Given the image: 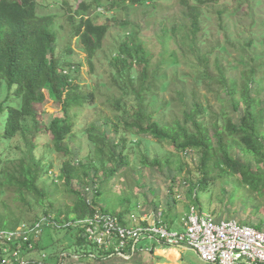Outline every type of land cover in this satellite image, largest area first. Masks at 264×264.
I'll use <instances>...</instances> for the list:
<instances>
[{
	"label": "trees",
	"instance_id": "obj_1",
	"mask_svg": "<svg viewBox=\"0 0 264 264\" xmlns=\"http://www.w3.org/2000/svg\"><path fill=\"white\" fill-rule=\"evenodd\" d=\"M149 2L150 0H108L103 5L100 0H95L94 3L81 0L77 8L70 11L72 13L68 17L73 25L74 34L79 38L82 49L87 54L88 61L91 63L92 58L101 48L102 41L111 26L109 19L102 24L95 23L88 16L91 7L99 6L110 10ZM179 2L181 16L170 29L163 30L165 34L170 31V36L178 45L179 55L176 51L171 52L167 61L163 55V47L159 51L150 50L144 39L136 40L127 35L119 43L116 54L110 59V84L120 92V96L109 101L113 109L120 114L115 116V121L105 117L104 128L99 133L94 132L97 128L95 122L89 123L83 132L94 147L95 154L111 155V165L103 168L104 179L100 178V171L94 170L89 185L84 186V191L80 192L72 188L77 173L74 164L76 153L73 150L71 152L67 142L74 136L72 111L75 108L80 111L85 105H91L94 93L85 91L83 86L75 81L73 72L78 70V66L74 67L56 56L58 31L54 16L39 14L38 0H0V203H3L1 197L8 191H14L15 200L23 204L28 195L35 196L43 208V215L49 219L48 225H43L40 231L43 233L44 228L56 232L65 230L66 233L75 231L77 237L75 245L79 247L90 245L91 250L87 251V249L85 255L91 260L101 256L104 259L112 257H109V252L103 248L89 243L83 224L78 223L77 226L73 224L78 221L77 219L83 220L97 210V204L101 202L103 196V190H100L97 182L100 179L106 182L116 174L120 166L127 165L124 155L115 153L113 148L115 145H121L120 151H123L128 142V135L137 134L147 139L151 138L159 144L169 143L176 153L200 154L199 176L197 178L188 176L184 181L188 184V194H195V201L197 193L207 188L210 181L214 182L216 178L225 177L229 173L237 176L239 186L251 187L258 192L264 189V130L262 129L264 114L260 98V93L264 90L262 83L264 79L259 77V68L264 66V56L260 57L259 62L256 59L259 56L251 58L248 63L240 60L243 69H239L234 75H228L230 71L223 53L227 52L229 44L234 42L228 34H225L226 43L217 41L214 45L215 70L214 72L209 70V57L213 52L204 46L207 30L202 26V22L208 19V13L200 6L203 1L197 0L191 3L190 0H179ZM217 14V18L222 23L227 12L225 9H219ZM262 25L264 26V21ZM220 28L225 32L228 30L223 24ZM251 44L252 42L248 41L244 47H249ZM262 45L264 46V42ZM70 52L68 47L66 53ZM190 55L194 57V64L197 67L194 84L204 83L210 86L217 82L225 94L224 97L218 98L223 106L220 109L222 112L218 114V118L212 120L211 124L204 121V116L211 110L210 107H205L195 97L196 92H192L191 101L188 102L185 89L176 90L178 97L175 100L181 101V118L174 117L172 120H167L163 115L160 117L155 115L152 109V101L156 98L157 89L164 87L167 82L165 75L161 74V68L165 65H177L181 59L191 64ZM47 91L51 92L54 100L60 104L64 118H53L45 125L38 107L45 100ZM3 92L4 96H2ZM170 107L169 102L164 101L160 106V112H167ZM225 108L231 109L238 118L237 122L235 116L233 118L225 112L227 111ZM48 131L52 135L53 150L71 157L63 165L62 179L63 186L68 187L67 190L76 198L64 216H61V212L51 214L53 197L38 185V181L45 173L40 170L41 161H36L34 158L37 147L34 139L37 135ZM118 134L121 138L118 137L116 140ZM17 135H20L24 141V149L20 150L19 159L5 157L6 150L11 148L9 141ZM112 141H115L113 147ZM108 142L111 145H108ZM248 155L255 160V170L251 169L250 161H242ZM141 162L147 166L162 164L160 158L148 160L145 157ZM166 164L170 167L172 162L167 160ZM177 167L181 170L178 162ZM87 174L86 170L84 176ZM173 181L175 182V178ZM100 210L117 215L121 221L126 222L119 212L112 213L104 207ZM71 213L74 214L73 217ZM38 221L39 218L32 220L30 226L33 227ZM167 222L171 224L169 218ZM18 224L17 218L9 221L4 216H0V230H15ZM63 224H66L63 228L58 226ZM254 227L264 230L259 225ZM27 235L31 236L32 233L29 232ZM21 240L22 236L17 240L18 243H21ZM37 240L33 242L32 249H37ZM9 242L13 243L12 240ZM50 245L52 251L49 256L44 257L43 264H73L64 263L67 254L58 255L59 250L50 255L55 244L53 242ZM45 249L46 247L42 248V251ZM63 250L67 251V248ZM103 257L100 260H103Z\"/></svg>",
	"mask_w": 264,
	"mask_h": 264
},
{
	"label": "rangeland",
	"instance_id": "obj_2",
	"mask_svg": "<svg viewBox=\"0 0 264 264\" xmlns=\"http://www.w3.org/2000/svg\"><path fill=\"white\" fill-rule=\"evenodd\" d=\"M86 3H94L95 0H84ZM104 5L108 0H100ZM197 0H190L191 3ZM202 10L208 13V19L202 22V26L207 30L204 38L207 50H212L213 54L209 57L208 69L213 71L216 49L214 45L217 41L225 42V34L235 43L229 44L228 51L223 53L225 63L230 71L228 75H234L239 69H243V64L248 63L251 58L264 56V0H201ZM81 0H38L37 12L39 14H51L58 31V44L56 46V56L64 61L71 63L72 66H78L77 71L73 72L75 81L83 86L85 91L94 93L93 103L85 105L79 109L75 108L71 114L73 118V137L68 140V145L75 151L76 156L74 164L77 173L72 183V188L80 192L83 187L89 185L94 170L100 171V178L103 177L102 170L111 165V155L105 153H94V147L91 146L86 133L83 131L89 123L95 122L94 132L99 133L104 128V118L109 117L115 121V116L120 114L116 112L110 101L120 96V92L110 84L111 68L110 59L116 54L118 45L122 40L130 35L137 39H144L148 43L150 50L159 51L164 48V58L169 61L171 52H177L178 45L170 31L166 34L165 28L170 29L172 24L178 21L181 16V6L179 0H150L149 3L134 6H125L122 8L106 9L103 7H91L89 17L98 24L106 22L109 19L111 26L102 41L101 48L92 58L91 63L87 59V54L82 49L79 38L74 34L73 25L68 15L74 11ZM67 3V4H66ZM225 9L227 15H224L223 21L217 18V10ZM77 20V19H76ZM226 25L228 30L225 32L221 25ZM226 28V29H227ZM225 36V37H224ZM252 44L248 47L244 45L248 42ZM226 43V42H225ZM70 48L71 52L66 53ZM162 48V49H163ZM191 64L182 59L177 65H168L161 68V74L165 75L166 84L156 91V98L152 101V109L157 116H164L167 120L174 117L181 118V101L177 99L176 90L185 89V96L190 102L192 92L195 97L201 101L205 107H210L209 113L204 116V121L211 124L223 106L218 98L224 97V92L219 83L212 85L200 83L194 84V76L197 70L194 64V57L189 56ZM176 77V78H174ZM259 77L264 79V66L259 68ZM264 86V80L262 81ZM195 86V88H193ZM4 96V92L2 94ZM262 99L261 107L264 114V90L260 93ZM164 101H168L171 107L167 112H160V106ZM42 114V121L45 125L53 118H64L63 110L60 104L54 100L51 92L47 91L45 100L38 107ZM233 118L231 109L225 108ZM75 112V113H74ZM235 121H238L235 116ZM264 130V123L262 125ZM110 137L112 134L109 133ZM121 138L120 134L117 135ZM127 145L123 151L122 146L115 145L112 141V147L115 145V153H121L127 161V165H122L116 174L104 182L100 179L97 184L100 190H103L101 202L97 204V211L100 208L115 213H121L124 221L132 224L134 218L148 217L161 213L162 219L171 229H181L182 219L191 207L199 208L200 211L210 214L217 220L232 219L251 226H261L264 229V189L261 192L253 190L251 187L239 186L237 176L227 174L225 177L216 178L214 182L210 181L207 188L197 193V199L194 195L188 194V184L185 183L186 177L197 178L199 176L200 154L195 152L176 153L169 143H157L151 138L139 135H128ZM36 148L34 158L40 162V170L44 171L43 178L38 181L39 187L46 189L49 196L53 197V208L51 214L61 212L64 216L73 205L76 196L63 186L62 168L70 156L63 152L53 150L52 135L50 131L45 134L37 135L34 139ZM11 148L5 153V157L19 159L20 150L24 149V141L20 135H17L9 141ZM108 142V145H111ZM147 157L148 160L160 158L161 166L143 165L141 160ZM171 161V166H167L166 161ZM242 161H250L252 170H255V160L248 155ZM17 162V161H16ZM177 162L181 170L177 167ZM87 170L88 174L84 176ZM46 171V172H45ZM175 178V182L173 179ZM237 178V179H236ZM96 184V185H97ZM95 185V184H92ZM172 187V188H171ZM125 197V198H124ZM3 203H0V216H4L9 221L17 218L19 224L15 230H10L14 234L0 238V264H16L21 257L23 264H43L44 257L49 256L52 251L51 243L54 242L53 252L61 256L66 255L64 263L73 264H129L141 262L143 264H207L200 260L192 250H181V256L176 251L165 249L160 243L154 244L152 240L140 241L138 247L144 248L129 260L121 257H112L104 259L103 256L91 260L85 255V251L91 250V246H77L76 233H66L53 231L44 228L43 233L38 231L31 236L25 235L23 229L32 224V220L43 219V208L35 196L28 195L23 204L15 200L14 191H8L1 197ZM197 202V203H196ZM197 206V207H196ZM70 213V212H69ZM73 217L74 214L71 213ZM117 216V215H116ZM171 220V224L167 219ZM73 225L82 224V221L89 220L85 217L83 220L77 219ZM74 222V221H70ZM90 222V220H89ZM173 223V225H172ZM64 227L66 224L58 225ZM20 235L23 238L21 243ZM38 239L37 249L33 248V242ZM10 240L13 241L9 242ZM89 241V239H87ZM24 243H26L24 245ZM90 243V241H89ZM92 243V242H91ZM94 244V243H93ZM155 249L151 248L153 246ZM162 248H161V247ZM45 251H42V248ZM99 248V246H97ZM21 248L23 250H21ZM63 250V249H66ZM147 248V249H145ZM179 248V247H177ZM41 249V250H40ZM62 249V250H61ZM71 254V255H68ZM94 255V254H91ZM103 257V260L100 258ZM3 262L1 263V261ZM50 264V263H49Z\"/></svg>",
	"mask_w": 264,
	"mask_h": 264
},
{
	"label": "built area",
	"instance_id": "obj_3",
	"mask_svg": "<svg viewBox=\"0 0 264 264\" xmlns=\"http://www.w3.org/2000/svg\"><path fill=\"white\" fill-rule=\"evenodd\" d=\"M88 217L90 222L82 221L87 239L109 252V257L129 260L144 251L138 247L140 241L152 240L168 247H188L207 264H264V230L232 219L217 220L195 207L182 219L181 229L169 228L161 213L152 215L151 219L133 217L131 225L103 211L96 210ZM48 223L47 217L39 219L22 232L36 234ZM10 234L14 232L0 230L1 239H10ZM16 264H23L21 257Z\"/></svg>",
	"mask_w": 264,
	"mask_h": 264
},
{
	"label": "crops",
	"instance_id": "obj_4",
	"mask_svg": "<svg viewBox=\"0 0 264 264\" xmlns=\"http://www.w3.org/2000/svg\"><path fill=\"white\" fill-rule=\"evenodd\" d=\"M172 225H173V223H172ZM154 242V244H157L155 241H153ZM154 244H153V246H151V248H153V249H155V247H154ZM157 245H159V244H157ZM162 245V244H161ZM161 247V246H160ZM177 247H179V248H177ZM162 248V247H161ZM165 249H170V250H174V251H176L177 252V254L179 255V256H181V250H192V249H190V248H188V247H185V246H173V247H168V246H165ZM195 254H196V252L194 251V250H192ZM197 255V254H196ZM198 256V255H197Z\"/></svg>",
	"mask_w": 264,
	"mask_h": 264
}]
</instances>
